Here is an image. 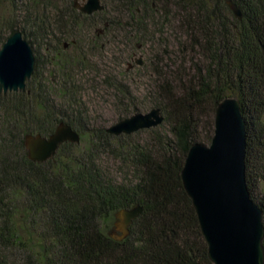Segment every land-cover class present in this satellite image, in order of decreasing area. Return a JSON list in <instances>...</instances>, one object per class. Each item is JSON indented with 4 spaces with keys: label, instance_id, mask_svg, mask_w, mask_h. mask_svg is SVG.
I'll return each instance as SVG.
<instances>
[{
    "label": "trees",
    "instance_id": "trees-1",
    "mask_svg": "<svg viewBox=\"0 0 264 264\" xmlns=\"http://www.w3.org/2000/svg\"><path fill=\"white\" fill-rule=\"evenodd\" d=\"M118 1L127 24L95 21L105 8L87 15L73 7L60 40L71 36V45L79 46L77 28L89 22V28L103 26L91 40L97 48L115 27L135 40V49L157 45L161 52H147L141 67L152 80L147 105L132 104L135 96L122 82L108 85L127 100L130 113L160 108L164 121L119 136L92 129L84 145L65 142L54 158L34 162L27 133L49 135L61 122L80 132L75 124L86 120L87 111L64 114L41 85L34 90L31 83L43 72L37 62L25 90L0 92V264H212L181 172L193 144L211 143L216 107L227 97L241 104L247 184L264 212V0H230L242 18L228 0ZM5 26L10 34L19 29ZM73 65L60 61L58 72L68 81L58 91L76 100ZM143 133L152 134L151 142L138 138ZM137 205L143 210L126 238L104 231L118 211Z\"/></svg>",
    "mask_w": 264,
    "mask_h": 264
},
{
    "label": "water",
    "instance_id": "water-1",
    "mask_svg": "<svg viewBox=\"0 0 264 264\" xmlns=\"http://www.w3.org/2000/svg\"><path fill=\"white\" fill-rule=\"evenodd\" d=\"M227 2L234 15L242 18L239 7ZM74 7L87 15L105 8L102 0H74ZM35 64L32 45L22 31H15L0 49V91L25 90ZM163 121L162 110L152 108L125 117L106 130L119 136L156 127ZM24 142L28 157L44 162L54 158L63 143L79 144L81 135L70 124L61 122L49 135L27 133ZM246 154L247 125L241 104L238 98L227 97L216 107L211 143L193 144L181 172L212 264H264V212L248 188ZM142 210L137 205L117 212L116 239L129 235L130 225Z\"/></svg>",
    "mask_w": 264,
    "mask_h": 264
},
{
    "label": "rangeland",
    "instance_id": "rangeland-1",
    "mask_svg": "<svg viewBox=\"0 0 264 264\" xmlns=\"http://www.w3.org/2000/svg\"><path fill=\"white\" fill-rule=\"evenodd\" d=\"M80 1L83 2V0ZM102 3L106 11L97 16L95 21L107 18L115 20L120 25L127 24L122 17L125 12L123 3L118 0H102ZM73 7L74 0H0V32L3 36L0 40V49L12 35L5 25L17 26L32 45L39 68L43 70L41 76L37 75L31 83L36 85L34 90L39 91L37 87L41 85L47 99L55 104L56 110L63 109L64 114L70 111H87L86 120L76 121L75 124L82 138L84 136L87 138L92 129H106L121 120L120 116L128 115L131 111L127 100H121V93L110 88L108 84L111 81L122 82L129 91L133 92L135 100L132 104L138 103L139 106L144 107L149 103L145 101V92L151 87L152 80L151 77L144 75L146 71L141 67L148 62L150 53H159L161 49L151 44V47H146V50L142 46L135 49V40L131 41L126 32L123 34L116 29L117 27L99 39V45L102 44V48H97V44L95 46L91 40L94 39L96 30H102L103 26L98 24L89 28L87 26L89 22H86L81 29L77 28L82 40L79 46L71 45L73 41L71 36L60 40V32L65 30L63 26L66 23V16L69 14V9ZM40 21H42L41 28H38L37 24ZM26 34L33 36L35 43L31 42ZM115 39H117L116 43ZM127 42L132 45H127ZM64 44H67V47H64ZM46 46L58 48L59 55H55V51H47ZM125 57H127L126 60L123 59ZM64 59L72 60L74 64L68 69L71 86L78 90L75 95L78 104L70 95L62 97V92L58 91L63 83L68 81L64 79L62 72H58L60 61ZM139 61L142 63H138ZM126 71L128 73H125ZM149 110L151 108L142 109L139 112L145 113ZM135 113L137 112L132 111L128 116ZM1 127L0 131H2ZM151 137L152 134L149 133L138 136L146 142H151ZM80 143L84 145L85 139L83 138ZM115 223L116 221H113L103 225L104 231L114 237L118 233Z\"/></svg>",
    "mask_w": 264,
    "mask_h": 264
},
{
    "label": "flooded vegetation",
    "instance_id": "flooded-vegetation-1",
    "mask_svg": "<svg viewBox=\"0 0 264 264\" xmlns=\"http://www.w3.org/2000/svg\"><path fill=\"white\" fill-rule=\"evenodd\" d=\"M64 47H65V44H64ZM55 55H59V52L57 51V54H55ZM37 62V61H36ZM1 92V91H0Z\"/></svg>",
    "mask_w": 264,
    "mask_h": 264
}]
</instances>
